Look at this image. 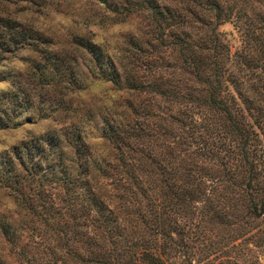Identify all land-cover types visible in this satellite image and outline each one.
<instances>
[{"label":"trees","instance_id":"trees-1","mask_svg":"<svg viewBox=\"0 0 264 264\" xmlns=\"http://www.w3.org/2000/svg\"><path fill=\"white\" fill-rule=\"evenodd\" d=\"M189 1L215 18L211 26L208 18L196 19L209 28L204 42L191 44L187 32L173 30L192 13L188 7L182 15L157 0L122 5L126 12L146 10L157 44L174 47L187 74L181 82L124 78L125 87L176 105L165 124L150 127L145 116L159 114L144 107L141 119L134 112L136 122L104 112L109 160L91 156L73 128L63 134L71 143L46 131L0 150V187L42 224L30 229L33 244L44 243L43 233L54 239L39 246V264H69L62 256L77 264H264V49L254 65L239 61L240 75H232L215 33L216 20L227 15L214 0ZM28 31L0 17V49L29 44ZM76 43L94 57L95 74L119 86L100 48L83 37ZM243 68L250 72L241 74ZM24 105L0 92V129L13 125ZM66 143L74 157L64 155ZM0 232L13 246L17 231L0 223Z\"/></svg>","mask_w":264,"mask_h":264},{"label":"rangeland","instance_id":"rangeland-1","mask_svg":"<svg viewBox=\"0 0 264 264\" xmlns=\"http://www.w3.org/2000/svg\"><path fill=\"white\" fill-rule=\"evenodd\" d=\"M157 1L182 15L185 7L191 9V14H185V23L173 30L179 35L187 32L191 44L205 41L209 28L202 27L196 19L199 16L208 18L211 26L215 22L212 11H203L189 0ZM214 1L221 14L228 17L225 21L216 20L215 33L228 50L232 75L238 76L240 72L235 71L239 61L249 64L244 62L243 67L250 66L262 57L264 0ZM123 3L124 0H0V17L18 23L34 38L29 44H9L5 50L0 49V92L10 91L26 107L15 115L13 125L0 129V150H8L28 135L36 136L46 131H53L63 141L71 143L72 140H67L69 135L63 134L73 128L91 156L109 160L113 149L101 134L104 112L109 111L116 120L136 122L135 113L141 119L145 109L159 114L145 116L144 121L149 122L150 127L165 124L166 112L176 109V105L146 89L125 87V79H157L159 82L165 78L181 82L187 74L179 69L182 65L175 48L157 44L151 32L154 23L146 10L126 12ZM78 37L86 38L100 48L102 62L106 57L111 60L119 77V86L95 74L96 61L77 45ZM248 70L239 71L248 74ZM113 111L120 113L122 118ZM173 127L177 130V125ZM65 146L64 155L74 157L71 146L68 143ZM0 223L14 228L18 234L12 246L0 232V264L42 262L40 245L33 244L30 237V229L40 230L42 224L2 187ZM43 236L42 245L54 243L49 233L47 236L43 233ZM53 236L57 237L56 234ZM58 249V246L54 249L56 256ZM28 255L33 259L26 261ZM62 258L69 264H77V261ZM50 262L46 264H60Z\"/></svg>","mask_w":264,"mask_h":264}]
</instances>
